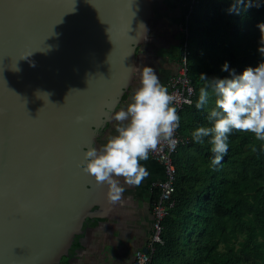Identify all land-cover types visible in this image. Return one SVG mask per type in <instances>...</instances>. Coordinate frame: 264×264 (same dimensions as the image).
Masks as SVG:
<instances>
[{"label": "water", "instance_id": "1", "mask_svg": "<svg viewBox=\"0 0 264 264\" xmlns=\"http://www.w3.org/2000/svg\"><path fill=\"white\" fill-rule=\"evenodd\" d=\"M155 11L152 0H0V264L68 255L100 190L79 165L132 86Z\"/></svg>", "mask_w": 264, "mask_h": 264}, {"label": "trees", "instance_id": "2", "mask_svg": "<svg viewBox=\"0 0 264 264\" xmlns=\"http://www.w3.org/2000/svg\"><path fill=\"white\" fill-rule=\"evenodd\" d=\"M232 3L198 0L188 35L181 34V42L189 44L195 97L179 113V131L190 141L173 157L174 206L162 222L164 243L155 246L151 264H264V142L235 131L222 161L213 166L207 141L194 143L190 135L197 125L208 123L214 100L210 96L208 105L195 108L199 88L205 86L199 74L223 77L228 75L220 70L225 60L239 73L264 59L258 52L264 47V28L257 27L264 22V0H244L238 11L229 12ZM159 194L155 190L152 200Z\"/></svg>", "mask_w": 264, "mask_h": 264}, {"label": "clouds", "instance_id": "3", "mask_svg": "<svg viewBox=\"0 0 264 264\" xmlns=\"http://www.w3.org/2000/svg\"><path fill=\"white\" fill-rule=\"evenodd\" d=\"M242 3L244 0H233L228 11H238L237 6ZM141 25L145 31V26ZM257 27L264 28V22L258 23ZM258 52L264 53V47L260 46ZM131 68L135 70L136 67ZM220 70L228 75L208 77L203 72L199 74L205 86L199 88L195 108L203 109L210 103V96L214 95V100L207 112L208 123L197 125L190 133L194 143L207 141L213 154V166L222 161L235 131L251 133L255 140L264 142V59L255 66H245L239 73L225 60ZM174 99V94L161 82L155 69L144 65L139 69V82L129 102L113 113V119L120 122L115 133L100 146H89L84 151L79 167L96 184L107 186L109 201L121 199L125 184L139 185L149 175L141 162L149 158L151 150L157 149L162 141L169 147L178 143L175 132L181 117ZM186 102L192 103L191 100Z\"/></svg>", "mask_w": 264, "mask_h": 264}, {"label": "crops", "instance_id": "4", "mask_svg": "<svg viewBox=\"0 0 264 264\" xmlns=\"http://www.w3.org/2000/svg\"><path fill=\"white\" fill-rule=\"evenodd\" d=\"M155 12L149 21V30L136 51L137 66L132 86L118 107H125L139 82V69L150 64L167 87L171 76L179 71L181 20L179 0H155ZM120 123L113 118L98 133L96 147L115 133ZM149 175L139 185L125 184L120 200L107 198V186L100 184L97 205L86 218L79 235L73 241L68 255L59 264H130L138 250L147 248L151 238L153 212L152 183L164 177L162 165L151 157L142 161ZM123 181V177L120 178ZM157 190V189H156Z\"/></svg>", "mask_w": 264, "mask_h": 264}, {"label": "built area", "instance_id": "5", "mask_svg": "<svg viewBox=\"0 0 264 264\" xmlns=\"http://www.w3.org/2000/svg\"><path fill=\"white\" fill-rule=\"evenodd\" d=\"M183 8L184 20L178 24L180 33L184 36L188 35V20L194 10L198 0H179ZM180 46V67L177 74L171 76L168 80V89L174 94L173 103L177 107L178 114L186 107L193 103L195 97V89L189 76L188 59L190 49L188 40L181 42ZM191 100L192 103H187ZM175 136L178 143L174 147H169L166 142H161L157 149L151 150L149 157L162 165L164 177L161 180L152 183L151 191L159 190L160 194L156 200L152 202L153 224L150 241L147 245L148 253L138 250L130 264H151L152 256L157 244H163L162 240V222L168 216L169 211L174 206L173 194L175 193V182L177 177L176 166L173 161L174 155L181 146L187 145L190 141L189 137L183 136L179 127L176 129Z\"/></svg>", "mask_w": 264, "mask_h": 264}, {"label": "flooded vegetation", "instance_id": "6", "mask_svg": "<svg viewBox=\"0 0 264 264\" xmlns=\"http://www.w3.org/2000/svg\"><path fill=\"white\" fill-rule=\"evenodd\" d=\"M153 2L155 1V0H152ZM154 8H155V3H154Z\"/></svg>", "mask_w": 264, "mask_h": 264}, {"label": "rangeland", "instance_id": "7", "mask_svg": "<svg viewBox=\"0 0 264 264\" xmlns=\"http://www.w3.org/2000/svg\"><path fill=\"white\" fill-rule=\"evenodd\" d=\"M149 66H151L150 64H148Z\"/></svg>", "mask_w": 264, "mask_h": 264}]
</instances>
